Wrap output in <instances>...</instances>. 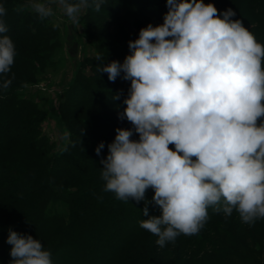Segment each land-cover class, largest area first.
<instances>
[{
	"label": "clouds",
	"instance_id": "obj_1",
	"mask_svg": "<svg viewBox=\"0 0 264 264\" xmlns=\"http://www.w3.org/2000/svg\"><path fill=\"white\" fill-rule=\"evenodd\" d=\"M58 2L78 24L85 8L99 11L105 0ZM167 6L162 25L149 24L128 42L132 54L123 64L96 67L109 81L121 72L131 81L120 118L139 134L132 140V129H116L101 161L105 191L120 200L145 201V216L148 203L158 205L161 215L140 227L156 235L161 247L180 234L198 233L209 206L226 216L235 209L248 224L264 218V46L232 19L231 8L218 14L203 0H167ZM29 7L41 20L54 15L51 0H31ZM5 14L0 6V17ZM7 31L0 19V34ZM15 55L12 39L0 35V74L10 72ZM11 83L4 79L0 88ZM103 148L101 142L96 154ZM6 242L12 246L10 264H52L51 252L31 235L9 229Z\"/></svg>",
	"mask_w": 264,
	"mask_h": 264
},
{
	"label": "trees",
	"instance_id": "obj_2",
	"mask_svg": "<svg viewBox=\"0 0 264 264\" xmlns=\"http://www.w3.org/2000/svg\"><path fill=\"white\" fill-rule=\"evenodd\" d=\"M24 1L0 0L6 9L0 19L8 27L7 33L0 35H8L16 51L10 72L0 74V85L4 79L12 80L7 90L0 88V264L12 260V246L6 242L9 229L40 240L51 252L52 264H258L252 255L239 251L255 243V237L261 240L258 254L264 264V218L248 224L235 209L226 216L209 206L208 218L198 233L180 234L161 247L156 235L140 227L142 220L160 216V207L148 203L145 216V201L120 200L105 191L101 161L109 154L116 129H132V140H138L139 134L126 117L120 118L130 81L122 78L124 74L109 81L107 73L96 69L101 63L107 65L120 45H114L113 50L101 47L105 32L86 12L83 30L97 53L80 61L73 81L58 101L55 115L70 135L63 148L55 147L41 130L44 112L20 90L34 82L44 66L46 54L57 42L56 32L51 31L56 28L35 12L16 11ZM231 1L235 2L234 7L231 4L235 20L245 17L243 26L255 25L248 30L264 46V21L259 20L264 19V4L257 6L249 0L243 7L242 0ZM84 68L103 77L86 79L78 73ZM111 87L115 88L109 90ZM101 142L104 148L97 155L95 149ZM169 147L175 150L174 145ZM153 195L154 189L148 188L145 200L150 202ZM57 204L64 212L54 210Z\"/></svg>",
	"mask_w": 264,
	"mask_h": 264
},
{
	"label": "rangeland",
	"instance_id": "obj_3",
	"mask_svg": "<svg viewBox=\"0 0 264 264\" xmlns=\"http://www.w3.org/2000/svg\"><path fill=\"white\" fill-rule=\"evenodd\" d=\"M41 2L49 3V0H41ZM188 2H191V0H188ZM203 2L214 4L218 9V14L231 8V4L233 7L235 5V2L231 0H203ZM248 2L249 0H242L241 5L244 7L249 4ZM30 3L31 0H25L19 6H23L25 10L31 12ZM91 3L92 0H89V4ZM253 4L259 6L264 3L253 0ZM51 7L54 15L46 18L44 23L50 27L59 25L55 27V30H51L54 34L56 32L57 42L52 50L46 54L44 66L38 70L34 82L27 84L20 90V94L24 98L33 101L44 112V119L40 125L41 130L57 149H61L67 142L64 136L66 131L63 124L56 117L55 109L63 91L73 81L80 61L92 58L97 53L96 45L84 33L82 15L86 12L94 25L100 26V29L105 32V42L101 47L104 46V48L107 47L113 50L114 45H120V51L111 53L110 60H107L106 63L120 59L118 62L123 64L126 56L132 54L128 42L138 39L140 30L146 28L149 24L153 27L162 25L169 8L167 0H105L99 10L101 11L100 15L93 7H88L82 11L79 23L73 24L64 13L58 0H51ZM257 14H261V11H258ZM232 19L235 20L236 17L234 16ZM259 20L264 21V19ZM240 21L242 25L246 24L245 17ZM254 26L244 25L247 30ZM119 42L121 43L119 44ZM78 73L84 78L92 80H98V78L103 77V74H106H100L98 77L96 74L92 75L87 68L80 70ZM124 86L126 87L128 84ZM114 88L111 87L109 90ZM53 208L57 212H64V208L60 204L55 205ZM255 238V243H248L245 245V249H241L243 248L241 247L239 251L252 255L258 264H262L258 254L262 250L261 240L259 237ZM227 259L230 260V257ZM225 263L229 264L227 261Z\"/></svg>",
	"mask_w": 264,
	"mask_h": 264
}]
</instances>
